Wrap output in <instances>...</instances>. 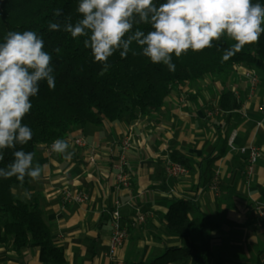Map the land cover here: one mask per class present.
Returning <instances> with one entry per match:
<instances>
[{
    "label": "crops",
    "instance_id": "0c3cea01",
    "mask_svg": "<svg viewBox=\"0 0 264 264\" xmlns=\"http://www.w3.org/2000/svg\"><path fill=\"white\" fill-rule=\"evenodd\" d=\"M247 69L260 77L253 90L243 74ZM225 90H230L241 104L234 111L236 117L230 118L228 112L219 108ZM261 104L263 75L243 64L231 66L223 78L206 76L179 83L153 117L131 119L125 114L114 122L103 120L99 125L87 123L70 128L65 139L70 145L68 151L74 153L70 160L52 152L49 144L41 145L35 161L44 166L40 179L30 180L27 188L14 192L22 199L30 195L39 197L44 217L52 227L54 243L64 249L63 264H115L108 254V243L110 212L116 201L120 202L128 231L125 245L118 252L123 264L149 261L167 246L179 244L164 227L168 205L178 197L194 198L217 222L207 231L215 260L252 258L264 245V202L260 193L264 188V112L258 108ZM129 129L132 145L126 152V169L130 186L116 188L120 141ZM226 131L228 149L216 165L220 186L216 195L209 187L200 185L196 163L219 146ZM79 136L86 139V147L74 143ZM231 138L233 146L229 145ZM249 143L259 145L261 154L252 176L247 178L246 156L239 148ZM91 153L96 156L95 163L89 161ZM176 156L192 160L194 169L186 175L169 176L166 162ZM64 187L83 189L89 200L64 204ZM137 210H151L152 214L145 223L128 226ZM10 246L11 240L0 243V264H43L37 248L26 247L16 253Z\"/></svg>",
    "mask_w": 264,
    "mask_h": 264
},
{
    "label": "trees",
    "instance_id": "16d2710c",
    "mask_svg": "<svg viewBox=\"0 0 264 264\" xmlns=\"http://www.w3.org/2000/svg\"><path fill=\"white\" fill-rule=\"evenodd\" d=\"M154 2L158 5L163 0ZM253 2L264 4V0ZM77 5L78 0H0V43L8 31H36L44 40L45 50L53 57L55 77L54 88L50 89L46 81L39 83L37 95L31 98L32 108L23 118L22 122L32 130V138L25 145L2 150L0 168L13 160V151L21 149L35 153V163L41 145L56 139L65 140L73 126L99 125L103 120L114 122L125 114L131 119L153 117L165 106L177 84L206 76L223 78L234 64L260 70L264 80V34L258 43L246 45L231 56L225 55V49L232 43L226 38L214 41L212 48L199 52L189 50L179 58L173 55L174 72L163 64L151 63L143 55L134 56L131 51L122 58L117 50L108 59V71L100 75L103 65L94 62L90 50L84 47L85 37L73 38L63 29L48 30L49 22H64L68 17L75 22L79 18ZM56 9L61 10V16H53ZM139 27L150 30L148 25ZM132 48L141 51L135 43ZM218 104L222 111L230 114V118L238 116L234 111L241 104L230 90L222 93ZM227 136L228 131L223 133L219 146L196 163L202 187H208L216 175L217 162L228 149ZM173 160L194 169V162L185 156H176ZM30 180L25 177L21 183L16 177L0 178V243L11 240L10 248L16 253L26 247H35L41 263L63 264L64 249L54 243L52 227L44 217L39 197L30 195L22 199L14 192V189L27 188ZM260 193L264 202V188ZM216 225L217 222L194 198H175L164 214V227L179 244L169 245L149 261L136 264H227L208 262L213 247L207 231ZM263 253L264 245L254 264H264Z\"/></svg>",
    "mask_w": 264,
    "mask_h": 264
},
{
    "label": "clouds",
    "instance_id": "9594fccd",
    "mask_svg": "<svg viewBox=\"0 0 264 264\" xmlns=\"http://www.w3.org/2000/svg\"><path fill=\"white\" fill-rule=\"evenodd\" d=\"M76 12L75 22L71 17L49 22L48 30L63 29L73 38L85 37L84 47L94 62L103 65L100 75L108 71V59L117 50L122 58L131 51L174 72L173 55L179 58L189 50L212 48L214 41L226 38L232 43L225 55L231 56L258 43L264 34V4L253 0H163L158 5L154 0H78ZM53 16H61V10H54ZM134 43L140 52L132 48ZM52 59L34 30L8 31L0 43V160L2 150L25 145L32 138L31 128L22 121L32 108L39 83L55 87ZM50 147L66 160L74 155L66 140L56 139ZM12 156L0 168V178L16 177L21 183L25 177L33 182L40 179L44 166L34 164L35 153L21 149Z\"/></svg>",
    "mask_w": 264,
    "mask_h": 264
},
{
    "label": "built area",
    "instance_id": "2783aa9c",
    "mask_svg": "<svg viewBox=\"0 0 264 264\" xmlns=\"http://www.w3.org/2000/svg\"><path fill=\"white\" fill-rule=\"evenodd\" d=\"M243 74L248 79L250 88L252 90L255 89L260 82L259 75L251 69L245 70ZM258 108L261 112H264V104L259 105ZM73 141L78 147L84 148L87 146V141L83 136L75 137ZM51 144L52 142L49 144V146H51ZM131 145L132 129H129L120 141L119 161L115 166L116 188L130 186V176L126 169V152L130 149ZM229 145L233 146L232 138L229 140ZM239 149L240 152L246 156V166L244 172L247 178H250L254 171V165L261 154V148L257 144L249 143L247 145L241 146ZM89 161L95 163L96 156L94 153H91L89 155ZM166 171L169 176L177 177L186 175L189 172V168L185 163L169 159L166 162ZM208 187L216 195L220 193L219 177L217 172ZM61 196L62 202L64 204L68 202L84 203L89 200V195L86 191H84L83 189H74L71 187H64L61 191ZM110 213L112 217V228L108 243V254L110 256V259L115 262V264H123L122 259L118 256V252L125 245L128 231L127 226L123 222L119 201H116V204L112 208ZM151 214V210H137V212L131 219L130 225L136 226L138 224L145 223L149 215Z\"/></svg>",
    "mask_w": 264,
    "mask_h": 264
},
{
    "label": "rangeland",
    "instance_id": "374dc122",
    "mask_svg": "<svg viewBox=\"0 0 264 264\" xmlns=\"http://www.w3.org/2000/svg\"><path fill=\"white\" fill-rule=\"evenodd\" d=\"M254 71V70H253ZM255 72V71H254ZM257 73V72H256ZM215 98V97H214ZM213 107V106H212ZM216 249V248H215ZM233 259V257H232ZM217 260L214 259V255L210 256L208 259V262H216ZM256 261V256L254 255L252 258H247V257H237L235 260L231 261L229 258L227 260H223V262L227 264H254Z\"/></svg>",
    "mask_w": 264,
    "mask_h": 264
}]
</instances>
